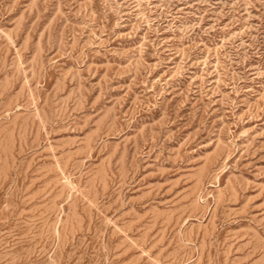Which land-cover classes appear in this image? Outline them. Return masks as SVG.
I'll return each mask as SVG.
<instances>
[{
  "label": "rangeland",
  "instance_id": "374dc122",
  "mask_svg": "<svg viewBox=\"0 0 264 264\" xmlns=\"http://www.w3.org/2000/svg\"><path fill=\"white\" fill-rule=\"evenodd\" d=\"M0 264H264V0H0Z\"/></svg>",
  "mask_w": 264,
  "mask_h": 264
}]
</instances>
